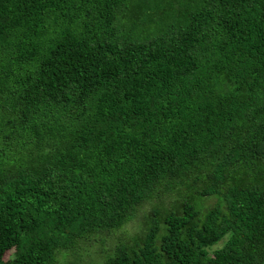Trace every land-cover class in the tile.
Wrapping results in <instances>:
<instances>
[{"label":"trees","instance_id":"trees-1","mask_svg":"<svg viewBox=\"0 0 264 264\" xmlns=\"http://www.w3.org/2000/svg\"><path fill=\"white\" fill-rule=\"evenodd\" d=\"M144 204L104 264H264V0H0V264Z\"/></svg>","mask_w":264,"mask_h":264},{"label":"rangeland","instance_id":"rangeland-1","mask_svg":"<svg viewBox=\"0 0 264 264\" xmlns=\"http://www.w3.org/2000/svg\"><path fill=\"white\" fill-rule=\"evenodd\" d=\"M185 0H182V3ZM213 198H208L204 201L205 207L214 204ZM150 213V205H142L136 212L133 219L127 222L121 229L113 231L110 235H102L96 237L92 235L87 239L79 241L76 245L74 253L63 257L57 255L56 264H67L69 260H73L69 264H104L105 256L111 252L118 240H128L131 236L140 231L141 226L146 225L147 215ZM221 244H217L220 246ZM79 260V261H78Z\"/></svg>","mask_w":264,"mask_h":264}]
</instances>
